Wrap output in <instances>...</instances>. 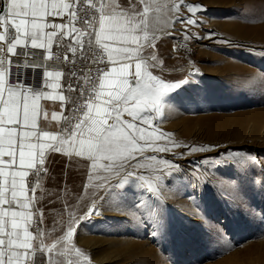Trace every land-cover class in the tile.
I'll return each instance as SVG.
<instances>
[{
    "label": "snow or ice",
    "instance_id": "1",
    "mask_svg": "<svg viewBox=\"0 0 264 264\" xmlns=\"http://www.w3.org/2000/svg\"><path fill=\"white\" fill-rule=\"evenodd\" d=\"M139 3L142 9L132 4L129 11L115 0H99L98 5L97 0H0V264H79L81 257L87 259L76 246L75 234L82 220L99 214L98 207L82 217L66 203L67 220L61 215L55 222L59 227H41L45 217L36 207L35 194L43 187L39 177L48 172L50 152L80 158L90 166L93 196L96 190L108 194L130 179L139 181V188L156 194L155 202L140 200L126 213L135 223L152 224L153 236L163 230L161 212L166 205L160 199V186L171 188L166 181L173 175L171 169L180 166L148 153H169L181 147L171 134L158 130L157 115L165 108L166 95L189 80L166 81L155 74L164 70V61L146 51L152 44L149 33L167 24L161 13L176 14L173 25L199 26L193 17L206 10L200 4L184 5L182 0L170 5L158 0ZM185 7L192 16L181 18ZM57 18L61 22H55ZM80 21L87 27H78ZM185 39H189L187 30ZM54 45L64 49L63 67L56 66L61 64V55L53 51ZM31 50H42V59ZM21 56L23 62L14 64L13 58ZM14 66L31 68L34 73L42 70V86L25 84L20 73H15L14 81ZM62 77L76 84L65 88ZM214 147L191 146L179 157L211 152ZM212 160L203 156L200 165ZM147 161H156V167ZM149 168L153 175L146 178L139 170ZM193 168L198 183L211 182L212 176L199 165ZM33 176L37 177L35 186L30 180ZM255 183L259 184V178ZM213 186L224 198L239 199L235 181L219 178Z\"/></svg>",
    "mask_w": 264,
    "mask_h": 264
},
{
    "label": "rangeland",
    "instance_id": "2",
    "mask_svg": "<svg viewBox=\"0 0 264 264\" xmlns=\"http://www.w3.org/2000/svg\"><path fill=\"white\" fill-rule=\"evenodd\" d=\"M115 2L129 11L132 4L143 7L139 0ZM158 2L170 5L173 0ZM182 3L200 4L206 10L193 17L199 26L173 25L177 15L161 13L167 24L150 31L152 44L146 50L164 61V70L155 74L166 81L189 80L166 95L165 108L157 115L158 130L171 134L181 147L148 153L180 166L171 169L173 175L166 181L171 188L160 186L166 205L160 234L151 235L152 224L135 223L126 213L140 200L155 202V193L130 179L108 194L96 190L93 196L95 180H89L90 166L80 158L63 154L54 158L43 187L38 188L37 208L45 217L41 227H59L55 222L61 215L67 220L66 203L82 217L99 208V214L77 226L75 243L87 257H81L79 264H264V0ZM179 16L192 14L185 7ZM208 32L215 35L208 37ZM177 41L189 46L187 57L173 53ZM190 72L198 75L189 76ZM205 145L215 146L214 151L179 157L188 147ZM203 156L213 160L200 165ZM198 165L212 176L210 183L194 179L193 167ZM139 171L146 178L153 175L151 168ZM219 178L236 182L239 199L218 192L213 184Z\"/></svg>",
    "mask_w": 264,
    "mask_h": 264
},
{
    "label": "crops",
    "instance_id": "3",
    "mask_svg": "<svg viewBox=\"0 0 264 264\" xmlns=\"http://www.w3.org/2000/svg\"><path fill=\"white\" fill-rule=\"evenodd\" d=\"M98 3H99V0H98ZM65 19H66V18H65ZM55 22L59 23V22H61V21H60L59 18H57ZM65 41H67V38H65ZM31 51H33V52H35V51L39 52V51H42V50H31ZM12 71H13V73H14V76H13V80H14V81H15V78H16V77H15V73H20L21 78L24 79L25 84L30 85V86H33V87H36V88H40V87L42 86V81H43L42 71L37 70V71L34 73L32 70H25V69H20V68H13ZM25 73L27 74V75H26V78H25V76H24ZM61 83H62V85H63L65 88H67V84H68V79H67V77H62V78H61ZM66 95H71V96H73V93L66 92ZM45 103L47 104V106H48L49 108H52V107H53L52 104H51L50 102H45ZM55 110H57V111L59 110V104H58V103H57L56 106H55ZM57 156H62V154H61V153H55V152H50V153L48 154V159H47V161H46V167H47V169H48V172H49V170H50V168H51V165L54 163V158H56ZM48 172L46 173L47 175H48ZM47 175H46V177H47ZM46 177H45V178H46ZM45 178H44V179H45ZM44 179L41 180L40 184L42 183V181H43ZM37 192H38V189H37ZM37 192H36V194H35L36 196H37ZM36 207H37V205H36Z\"/></svg>",
    "mask_w": 264,
    "mask_h": 264
},
{
    "label": "built area",
    "instance_id": "4",
    "mask_svg": "<svg viewBox=\"0 0 264 264\" xmlns=\"http://www.w3.org/2000/svg\"><path fill=\"white\" fill-rule=\"evenodd\" d=\"M99 3H98V0H97V5H98ZM83 7L85 8V9H87V4L85 3L84 5H83ZM82 15H84L83 13H82ZM87 15L90 17L91 16V12L89 11L88 13H87ZM97 17H98V14H97ZM77 26L78 27H87L86 25H84L83 24V21H80V22H78V24H77ZM65 43H67L68 41H64ZM53 51H55V52H58V53H60V55H61V64L60 65H56L57 67H63V64H62V61H63V55H64V49L63 48H58V47H56L55 45H54V47H53ZM172 51H173V53L174 54H176L177 56H181V57H187L189 54H190V48H189V46L186 44V43H184V42H181V41H177L174 45H173V49H172ZM33 52V51H32ZM41 52L42 51H39V52H37V51H35V52H33V55L34 56H36L37 57V59H42V55H41ZM70 55V54H69ZM23 57L21 56L20 58H13V60H14V64H19V63H22L23 62ZM50 67H52L53 65H49ZM13 68H17V67H13ZM20 69H25V68H20ZM25 70H32L31 68H28V69H25ZM64 70L65 71H67V68H64ZM33 71V70H32ZM40 71H42V70H40ZM67 79H68V83H73V85H75L76 84V81L75 80H72V79H70V78H68L67 77ZM80 83H83V81L81 80L80 81ZM76 95H78V93H73V96H76ZM46 175L47 174H42L40 177H39V182H41V180L42 179H44L45 177H46ZM30 180H31V182H32V185L33 186H35V184H36V180H37V177H35V176H33V177H30Z\"/></svg>",
    "mask_w": 264,
    "mask_h": 264
},
{
    "label": "bare ground",
    "instance_id": "5",
    "mask_svg": "<svg viewBox=\"0 0 264 264\" xmlns=\"http://www.w3.org/2000/svg\"><path fill=\"white\" fill-rule=\"evenodd\" d=\"M117 217H118V216H117ZM94 218L98 219L99 217H94Z\"/></svg>",
    "mask_w": 264,
    "mask_h": 264
},
{
    "label": "water",
    "instance_id": "6",
    "mask_svg": "<svg viewBox=\"0 0 264 264\" xmlns=\"http://www.w3.org/2000/svg\"><path fill=\"white\" fill-rule=\"evenodd\" d=\"M0 6H2V5H0Z\"/></svg>",
    "mask_w": 264,
    "mask_h": 264
}]
</instances>
